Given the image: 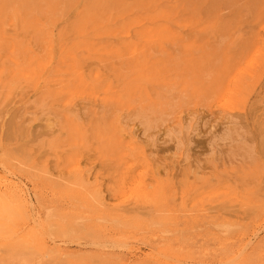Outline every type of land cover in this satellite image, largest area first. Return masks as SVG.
Segmentation results:
<instances>
[{
    "label": "rangeland",
    "instance_id": "rangeland-1",
    "mask_svg": "<svg viewBox=\"0 0 264 264\" xmlns=\"http://www.w3.org/2000/svg\"><path fill=\"white\" fill-rule=\"evenodd\" d=\"M2 174L0 264H264V0H0Z\"/></svg>",
    "mask_w": 264,
    "mask_h": 264
},
{
    "label": "bare ground",
    "instance_id": "bare-ground-1",
    "mask_svg": "<svg viewBox=\"0 0 264 264\" xmlns=\"http://www.w3.org/2000/svg\"><path fill=\"white\" fill-rule=\"evenodd\" d=\"M47 6V5H46ZM33 9V8H32ZM68 9V8H67ZM11 10V9H10ZM77 11V10H76ZM110 14V13H109ZM171 14V13H170ZM68 20V19H67ZM65 22V21H64ZM5 27V26H4ZM133 29V28H132ZM25 33V32H24ZM75 33V32H74ZM245 33V32H244ZM243 32H239L237 35H235L234 37H237L238 39H241V35L242 34H244ZM220 36H226V35H220ZM187 38V37H186ZM233 44V43H232ZM243 45V44H242ZM241 44H240V42L239 43H237L236 44V46H240L241 48H243V50H241V51H243V52H245L247 49H244V47L242 46ZM250 56H249V59H248V63L249 64H252L253 63V56L254 55H258V51H259V46L258 47H255V44H251L250 46ZM176 49V48H175ZM176 52V51H175ZM213 54H214V56L217 54V51L215 50V51H213ZM227 54H228V48H226L225 49V51L223 52V54H222V56L218 59V61H220V64H219V69L220 70H224V68H225V66H226V61L228 62V56H227ZM248 54V50H247V52H246V55ZM241 55H238V58L237 59H241ZM78 63V62H77ZM239 64V63H238ZM63 67H65V66H63ZM50 69V68H49ZM114 69V68H113ZM57 72V71H56ZM47 73H48V71H47ZM44 75V74H43ZM44 77V76H43ZM49 77V76H48ZM59 77V76H58ZM41 81H42V79H41ZM54 82V81H53ZM68 83V82H67ZM70 83V82H69ZM46 84H47V82H46ZM51 85H53V83H51ZM40 86H41V84H40ZM2 87V86H1ZM20 87V86H19ZM39 87V86H38ZM50 87V86H49ZM38 90V89H37ZM43 90V89H42ZM230 90H231V84H227L226 85V91H225V95H224V97H226L227 96V94L230 92ZM36 91V90H35ZM46 91V90H45ZM47 92V91H46ZM45 92V93H46ZM24 93V92H23ZM22 93V94H23ZM42 93V92H41ZM6 94V93H5ZM34 94V93H33ZM38 95V94H37ZM39 95H40V93H39ZM42 95V94H41ZM51 95V94H50ZM56 95V94H55ZM29 98L30 97H28V100H29ZM50 98V97H49ZM16 99V98H15ZM44 99V98H43ZM47 98H45V100H46ZM58 99V98H57ZM47 101V100H46ZM50 101V100H49ZM26 103V102H25ZM216 105V104H215ZM21 107V106H20ZM55 107V106H54ZM50 108V107H49ZM45 109H48V108H45ZM54 109V108H53ZM52 110V109H51ZM48 111H49V109H48ZM42 112H43V110H42ZM53 115V114H52ZM75 116V115H74ZM54 117V116H53ZM64 118V120L66 121V124L65 125H67L68 126V130H70V131H73V132H75V131H77V129H76V126L75 125H73L72 124V120H70L67 116H63ZM30 118V117H29ZM48 118H50V117H48ZM55 118V117H54ZM47 119V118H46ZM69 119V120H68ZM102 119V118H101ZM48 121H50V120H48ZM47 122V121H46ZM55 126V124H45L43 127H44V129L42 130V131H40V135H47L48 137H50V138H46V139H44V137H41V136H39V138L42 140H40L39 141V144H37L38 145V147L39 146H42L43 148H47V147H50V146H52L51 148L53 149V150H56V148L59 146V145H62L63 144V140H59V138L58 137H56L55 136V130H53V127ZM67 126H65V128H66V130H67ZM95 126V125H94ZM99 126V125H98ZM97 126V127H98ZM93 127V126H92ZM91 127V128H92ZM25 129V128H24ZM60 129H64V127L63 126H61L60 127ZM65 130V129H64ZM29 131V130H28ZM87 132V131H86ZM65 134L64 135H67L66 137H68L67 138V141H71V138L74 136V135H76V134H74V135H72L70 132H64ZM39 134V133H38ZM59 136V135H58ZM122 136V135H121ZM27 137V136H26ZM132 137V136H131ZM38 138V137H37ZM82 140V139H81ZM130 140V139H129ZM133 140V139H132ZM16 141V140H15ZM24 143V142H23ZM3 145V144H2ZM16 145V144H15ZM6 148V147H5ZM17 148H18V146H17ZM2 149V148H1ZM22 149L23 150H25L27 153H31L30 151H31V149L28 147V146H25V147H22ZM50 149V148H49ZM48 149V150H49ZM21 150V149H20ZM42 150H44V149H42ZM15 151V150H14ZM135 151V150H134ZM16 152V151H15ZM19 152V151H18ZM41 152V151H40ZM44 152V151H43ZM49 152V151H48ZM38 153V152H37ZM64 153V152H63ZM22 154V153H21ZM40 154V153H39ZM41 154H43V153H41ZM52 156V155H51ZM55 158V157H54ZM55 160V159H54ZM67 160V162L69 163V164H71L72 163V159H69V158H67L66 159ZM59 161V160H58ZM56 164H59V162L58 163H56ZM3 169V168H2ZM57 170V169H56ZM43 171V170H42ZM11 173V172H10ZM43 173V172H42ZM4 174V173H3ZM2 174V175H3ZM0 175L1 177H0V205L2 204V206H0V219H1V221L0 222H2L3 221V219H8V221L9 220H11V221H13L12 220V215L14 214L13 212V210H14V208H13V206L12 205H9V204H6V201H2V200H6V196L8 197H10V196H16V194L18 193V191L16 190L17 188H19L18 186H16L15 184H12V183H9L8 182V180H7V173L5 174V175ZM9 175H11V174H9ZM8 175V176H9ZM13 176V175H12ZM156 176V175H155ZM14 177V176H13ZM9 178V177H8ZM12 178V177H11ZM161 180V179H160ZM166 180V179H165ZM20 182V181H19ZM56 182H58V181H56ZM59 183V182H58ZM161 183V182H160ZM31 194V193H30ZM162 194V193H161ZM19 197H21L20 195H18ZM17 197V196H16ZM160 198V197H159ZM17 201L19 202V204L22 206V207H25L26 205L25 204H23L22 202V199H18L17 198ZM29 201V200H28ZM121 202H123V201H121ZM23 211H25L24 209H23ZM28 213V212H27ZM34 214V213H33ZM35 215V214H34ZM17 216V215H16ZM37 216V215H36ZM32 217V216H31ZM40 217V216H39ZM38 217V218H39ZM37 218V219H38ZM33 219V218H32ZM28 220V219H27ZM35 220V218L33 219V221ZM5 221V220H4ZM40 221V220H39ZM38 221V222H39ZM41 221H42V219H41ZM41 221L39 222V223H41ZM30 222H32V221H30ZM38 222H35L34 224H36V227L38 226V225H40ZM3 223H5V222H3ZM13 223V222H12ZM12 223L11 222H8V224L6 225V226H4V228L2 229V230H0V247H2V248H4L3 250H5V249H7V250H10V252H14L15 254H18V255H21V254H24V253H27V252H29L31 249L33 250L34 249V251L35 252H37V250H36V247L38 248V243L37 242H34L32 239H30L29 237L27 238V236L25 237L24 236V233H25V229H23V228H19L18 226H13L12 225ZM42 223H45V222H42ZM41 223V224H42ZM50 224V223H49ZM43 225V224H42ZM42 225H40L39 226V228L42 226ZM46 225V224H45ZM35 227V226H34ZM43 227V226H42ZM31 228V227H30ZM45 228V227H44ZM36 229L37 228H35V231H36ZM43 230V229H42ZM42 230H40V231H42ZM47 230V229H46ZM37 232L38 234L40 233V236H42L41 235V232ZM44 231V230H43ZM71 232V231H70ZM43 233V232H42ZM46 233V232H45ZM48 233V232H47ZM72 233V232H71ZM32 234H35V233H32ZM26 235V234H25ZM35 235H37V234H35ZM34 235V236H35ZM24 236V237H23ZM43 237V236H42ZM47 238V237H46ZM254 238V237H253ZM43 239V238H42ZM253 241V240H252ZM67 242V241H66ZM95 244V243H94ZM100 244V243H99ZM36 245H38V246H36ZM51 245V244H50ZM57 245V244H56ZM92 245V244H91ZM102 245V244H101ZM107 244H105V245H103L104 247L106 246ZM115 245V244H114ZM59 246V245H58ZM109 246V245H108ZM116 246V245H115ZM114 246V247H115ZM119 246V245H118ZM122 246V245H121ZM125 246H127V245H125ZM124 246V247H125ZM129 246V245H128ZM131 246V245H130ZM129 246V247H130ZM49 247V246H48ZM51 247H52V245H51ZM95 247V246H94ZM110 247V246H109ZM133 247V246H132ZM132 247H130V248H132ZM54 248V247H53ZM92 248V247H91ZM122 248V247H121ZM126 248H128V247H126ZM134 248V247H133ZM47 249L48 248H41V247H39L38 248V250L39 251H41V254H43L44 252H47ZM57 249L58 248H55V249H50V251H56V253H60L61 251H59V252H57ZM113 249V248H112ZM135 249V248H134ZM29 250V251H28ZM49 250V249H48ZM124 250V249H123ZM129 250V249H128ZM138 250V249H137ZM145 250V249H144ZM245 250V249H244ZM132 251V250H131ZM154 251V250H153ZM9 252V251H8ZM133 252V251H132ZM150 252V251H149ZM149 252H148V254H149ZM4 253V252H3ZM55 253V254H56ZM63 253V252H62ZM61 254V253H60ZM147 254V255H148ZM151 254V253H150ZM159 254V253H158ZM238 254V253H237ZM5 255V254H4ZM98 255V254H97ZM151 255H153V254H151ZM157 255V254H156ZM160 255V254H159ZM162 255V254H161ZM134 256V255H133ZM145 256V255H144ZM154 256V255H153ZM153 256H151V257H153ZM165 257H167V256H165ZM239 257V256H238ZM147 258V257H146ZM161 258V257H160ZM160 258H158V259H160ZM115 259H116V257H115ZM152 259V258H151ZM154 259V258H153ZM156 259V258H155ZM154 259V260H155ZM171 259V258H170ZM157 260V259H156ZM161 260V259H160ZM160 260H158V261H160ZM165 261V260H164ZM167 261V260H166ZM169 261V260H168ZM167 261V262H168ZM178 261V260H177ZM24 262V261H23ZM171 262L172 261H170V264H171ZM230 262H237L236 261V259H232V261H230ZM25 263V262H24ZM166 263V262H165ZM169 263V262H168ZM174 263H175V261H174ZM174 263H172V264H174ZM224 263V262H223ZM137 264V263H136ZM177 264V263H176ZM184 264V263H183ZM194 264V263H193ZM217 264V263H216Z\"/></svg>",
    "mask_w": 264,
    "mask_h": 264
}]
</instances>
